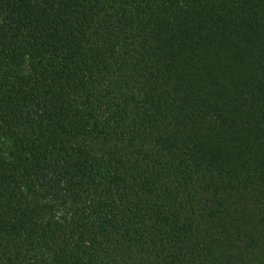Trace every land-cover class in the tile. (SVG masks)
I'll return each mask as SVG.
<instances>
[{
    "label": "trees",
    "instance_id": "16d2710c",
    "mask_svg": "<svg viewBox=\"0 0 264 264\" xmlns=\"http://www.w3.org/2000/svg\"><path fill=\"white\" fill-rule=\"evenodd\" d=\"M0 264H264V0H0Z\"/></svg>",
    "mask_w": 264,
    "mask_h": 264
}]
</instances>
